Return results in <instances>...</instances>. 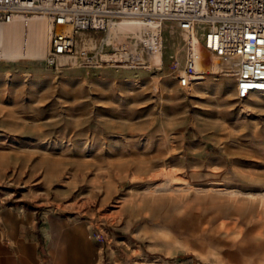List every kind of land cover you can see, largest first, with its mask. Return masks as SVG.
I'll return each mask as SVG.
<instances>
[{
	"label": "rangeland",
	"instance_id": "obj_1",
	"mask_svg": "<svg viewBox=\"0 0 264 264\" xmlns=\"http://www.w3.org/2000/svg\"><path fill=\"white\" fill-rule=\"evenodd\" d=\"M27 28L18 54L37 46ZM109 31L75 32V57L58 68L0 57L3 218L13 225L10 206L91 222L101 264H264V92L237 98L235 69L213 72L215 56L179 85L185 36L173 23L160 59L133 31L100 50ZM117 45L129 60L79 56Z\"/></svg>",
	"mask_w": 264,
	"mask_h": 264
},
{
	"label": "built area",
	"instance_id": "obj_2",
	"mask_svg": "<svg viewBox=\"0 0 264 264\" xmlns=\"http://www.w3.org/2000/svg\"><path fill=\"white\" fill-rule=\"evenodd\" d=\"M119 18H135L147 25V50L161 43L162 27L173 23L185 36L184 63L177 75L181 86L194 83L215 56L235 69V95L249 98L264 92V0H0V57L19 52L21 23L31 22L37 34L36 55L54 68L73 53L74 34L89 28L106 30ZM200 33V40L193 35ZM22 40V38H21ZM107 42L103 39L100 50ZM206 50L205 55L202 50ZM87 64L129 60L117 45L107 57L81 48Z\"/></svg>",
	"mask_w": 264,
	"mask_h": 264
},
{
	"label": "crops",
	"instance_id": "obj_3",
	"mask_svg": "<svg viewBox=\"0 0 264 264\" xmlns=\"http://www.w3.org/2000/svg\"><path fill=\"white\" fill-rule=\"evenodd\" d=\"M4 208H0V264H101L102 251L91 222L58 217L52 222L48 216L38 218L33 209L9 206L14 219L10 226L2 216ZM65 224L67 232L54 238L51 226Z\"/></svg>",
	"mask_w": 264,
	"mask_h": 264
},
{
	"label": "bare ground",
	"instance_id": "obj_4",
	"mask_svg": "<svg viewBox=\"0 0 264 264\" xmlns=\"http://www.w3.org/2000/svg\"><path fill=\"white\" fill-rule=\"evenodd\" d=\"M29 24V28H27L28 29V33L27 34H29L30 32H32V29H33V37H34V44L36 45V43H37V34L35 33V30H34V27L36 28V24H33V23H31V22H25V23H21L20 22V24H19V26H18V28H19V30H21L22 31V28H24L25 29V27H26V25H28ZM32 24V25H31ZM31 26V27H30ZM110 30L109 31V34H108V36H107V38L106 39H104L106 42L108 41V40H112V39H116V38H119V37H121L120 36V34H125V32H131V31H133L134 33H136V35H135V37H137L139 40H141L142 42H144L145 40H146V35H145V32L147 31L146 29H147V25L144 23V22H142V21H140V20H138V19H135V18H119V19H117L116 21H114V22H111V23H108V26H107V30ZM24 32V31H23ZM30 35V34H29ZM22 36L23 37H25V35H24V33H22ZM22 38V37H21ZM92 39L93 38H85L84 40L87 42V41H92ZM196 39H198V40H200V33H196V34H194L193 35V40H196ZM22 40H23V38H22ZM29 40H31V37L29 38ZM40 42V41H39ZM38 42V43H39ZM108 43V42H107ZM28 44V43H27ZM41 43H39V45H40ZM34 45V46H35ZM163 46H165L164 45V43H163V38H162V40H161V43L159 44V43H156L155 44V46L152 48V49H150V51H151V54H152V56L153 57H155V58H158V59H160L161 58V56H162V54H163ZM36 55V47H35V49H33V48H30L29 50H27V51H25V49H24V52H22V54H18V52L16 51V52H14V53H12V54H7L6 56V58H19V57H33V56H35ZM75 56H74V54H72L68 59H72V58H74ZM67 59V60H68ZM9 60H13V59H9ZM18 60V59H17ZM66 63V62H65ZM225 64V62L224 61H221V60H219L218 59V61L216 62V64L215 65H213V67H212V71L213 72H216L218 69H220V68H222L223 67V65ZM229 65H231V63L229 64ZM232 66V65H231ZM218 68V69H217ZM202 69V68H201ZM217 69V70H216ZM205 71V70H204ZM197 78H199V77H197Z\"/></svg>",
	"mask_w": 264,
	"mask_h": 264
}]
</instances>
